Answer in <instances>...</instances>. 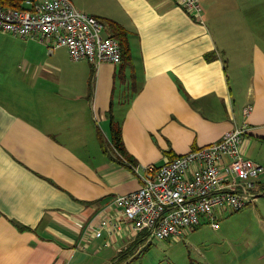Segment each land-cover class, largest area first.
I'll list each match as a JSON object with an SVG mask.
<instances>
[{
  "label": "crops",
  "instance_id": "obj_1",
  "mask_svg": "<svg viewBox=\"0 0 264 264\" xmlns=\"http://www.w3.org/2000/svg\"><path fill=\"white\" fill-rule=\"evenodd\" d=\"M71 1L128 31L130 63L0 30V264H108L104 247L140 249L145 232L93 235L121 222L115 197L244 121L245 156L264 167V0H200L203 22L175 0Z\"/></svg>",
  "mask_w": 264,
  "mask_h": 264
},
{
  "label": "built area",
  "instance_id": "obj_2",
  "mask_svg": "<svg viewBox=\"0 0 264 264\" xmlns=\"http://www.w3.org/2000/svg\"><path fill=\"white\" fill-rule=\"evenodd\" d=\"M175 1L203 22L200 0ZM0 30L21 38L38 37L49 53L65 47L72 60L118 64L122 58L118 40L102 33L100 19L71 0H24L21 8L0 4ZM250 111L246 106L244 116ZM249 130L244 121L216 143L147 167L137 190L114 199L121 222L111 226L104 222L93 235L101 236L103 229L130 230L145 232L148 240L167 239L196 227L204 216L218 227L216 209L239 210L259 195L255 189L263 167L247 158L242 147Z\"/></svg>",
  "mask_w": 264,
  "mask_h": 264
},
{
  "label": "rangeland",
  "instance_id": "obj_3",
  "mask_svg": "<svg viewBox=\"0 0 264 264\" xmlns=\"http://www.w3.org/2000/svg\"><path fill=\"white\" fill-rule=\"evenodd\" d=\"M216 11L223 13L221 8ZM248 18L258 17L250 14ZM103 25L102 33L107 34V25ZM260 178L264 182V169ZM255 192L259 194L257 199L242 209H216L218 227L204 216L199 225L183 235L147 239L133 252L118 253L104 247V254L114 255L108 264H264V183Z\"/></svg>",
  "mask_w": 264,
  "mask_h": 264
},
{
  "label": "trees",
  "instance_id": "obj_4",
  "mask_svg": "<svg viewBox=\"0 0 264 264\" xmlns=\"http://www.w3.org/2000/svg\"><path fill=\"white\" fill-rule=\"evenodd\" d=\"M24 0H0V4L4 7H12V8H21L23 6ZM104 20V19H101ZM100 20V21H101ZM103 22V23H102ZM107 25V34L106 36H111L118 40L121 48V62H120V71L126 68V64L130 63L131 53L129 48L128 41V31L121 27L118 23L104 20L101 21L102 24ZM104 26V25H103ZM111 115V113H109ZM111 117V140L115 148L124 156L128 155L124 148L123 140H122V131H121V121L115 119L113 116Z\"/></svg>",
  "mask_w": 264,
  "mask_h": 264
}]
</instances>
